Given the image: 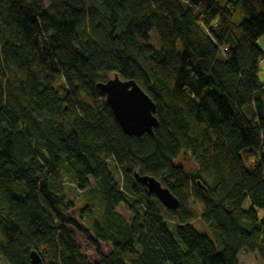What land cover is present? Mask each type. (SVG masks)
Returning <instances> with one entry per match:
<instances>
[{
	"label": "trees",
	"instance_id": "trees-1",
	"mask_svg": "<svg viewBox=\"0 0 264 264\" xmlns=\"http://www.w3.org/2000/svg\"><path fill=\"white\" fill-rule=\"evenodd\" d=\"M47 2L0 0V264H28L31 249L44 264H238L243 250L264 264V0ZM113 74L153 100L152 134L128 136L114 120L95 86ZM135 171L167 186L177 209ZM69 179L85 193L80 216L100 209L94 238L67 213Z\"/></svg>",
	"mask_w": 264,
	"mask_h": 264
},
{
	"label": "water",
	"instance_id": "water-1",
	"mask_svg": "<svg viewBox=\"0 0 264 264\" xmlns=\"http://www.w3.org/2000/svg\"><path fill=\"white\" fill-rule=\"evenodd\" d=\"M95 86L105 94L106 103L112 111L114 120L125 134L136 137L145 133L152 134L153 127L158 125L155 104L133 79H122L113 74L106 81L96 82ZM261 158L264 160V144ZM133 176L136 182L145 187L146 193L154 195L166 209H177L178 198L156 177L139 174L137 171L133 172ZM28 254V264H44L40 254L34 249Z\"/></svg>",
	"mask_w": 264,
	"mask_h": 264
},
{
	"label": "rangeland",
	"instance_id": "rangeland-1",
	"mask_svg": "<svg viewBox=\"0 0 264 264\" xmlns=\"http://www.w3.org/2000/svg\"><path fill=\"white\" fill-rule=\"evenodd\" d=\"M43 1L46 5H48L47 0H43ZM243 16H244V13H242L241 10H237L233 16V20L239 21L241 18H243ZM257 43L260 46V48L264 49V36L258 37ZM260 72H261L260 78L262 80H264V63H262V70ZM176 162L181 163L184 166L185 171L190 172V171H193V169H194L192 161H190L188 159V157H186V156L184 157L183 155H180L176 159ZM107 164L109 165L110 170L112 171L113 175L115 176V178L117 179V181L121 185V187L123 184H125V183L127 184L128 180H127L126 176L121 174L117 165L114 164L113 159L111 157L107 159ZM66 184H67V188H68V197H72L76 203V206L73 209L70 208V210H68L67 213L69 214V216H71V218L73 220L76 221L77 225L80 228H82V229L84 228L85 230H87L89 236L91 238H94V231L91 230L92 222H93L94 218H97L100 209L93 208L94 211H91V213H89V214L82 213V215L80 216L78 214L79 207H80L81 201L83 200V196H85V193L81 192V191H79V192L76 191L73 188V183L71 182V179H69ZM95 201L96 200L91 199L90 203H94L93 205H95V207H96ZM188 204L194 210V212L196 214H200L202 212V206L200 204H196L192 200H189ZM247 205H249V201L245 200V206L247 207ZM117 207H118L117 211L121 214L122 217H124L126 219L130 218V213L124 206L118 205ZM162 214H163V216H165L167 218L170 217V216L165 215L164 213H162ZM192 225H194V227L196 228V230L198 232H201V233L207 235L209 238H211L213 241H215L216 236L214 235L213 230L211 229V227H209L208 225L201 222V220H198V219L193 220ZM69 229L74 230L76 241H77L78 245L80 246V251L86 256L88 261L91 263L96 262L98 260L97 251H95L94 247L90 244V242L85 239L84 233L82 231L78 230L77 228L73 227V226H69ZM98 244H99V251H101L102 254H106V253L111 251L110 250L111 244L109 242L99 241ZM257 261L258 260H257V257L255 255L249 254L244 250L240 251L238 264H256Z\"/></svg>",
	"mask_w": 264,
	"mask_h": 264
},
{
	"label": "built area",
	"instance_id": "built-area-1",
	"mask_svg": "<svg viewBox=\"0 0 264 264\" xmlns=\"http://www.w3.org/2000/svg\"><path fill=\"white\" fill-rule=\"evenodd\" d=\"M260 63H264V61L262 59L259 60Z\"/></svg>",
	"mask_w": 264,
	"mask_h": 264
},
{
	"label": "bare ground",
	"instance_id": "bare-ground-1",
	"mask_svg": "<svg viewBox=\"0 0 264 264\" xmlns=\"http://www.w3.org/2000/svg\"><path fill=\"white\" fill-rule=\"evenodd\" d=\"M222 49H223V48H222ZM222 49H221V50H222ZM222 52H223V51H222ZM53 83H55V82H53ZM55 86H57V84H56V83H55ZM156 118H157V117H156Z\"/></svg>",
	"mask_w": 264,
	"mask_h": 264
},
{
	"label": "crops",
	"instance_id": "crops-1",
	"mask_svg": "<svg viewBox=\"0 0 264 264\" xmlns=\"http://www.w3.org/2000/svg\"><path fill=\"white\" fill-rule=\"evenodd\" d=\"M262 49V48H261ZM264 51V49H262ZM240 253V252H239ZM238 259H239V254H238Z\"/></svg>",
	"mask_w": 264,
	"mask_h": 264
}]
</instances>
